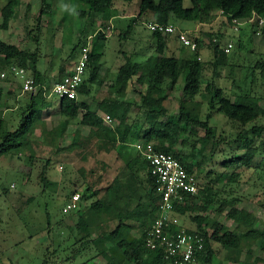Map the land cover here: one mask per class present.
Returning <instances> with one entry per match:
<instances>
[{"label": "rangeland", "instance_id": "obj_1", "mask_svg": "<svg viewBox=\"0 0 264 264\" xmlns=\"http://www.w3.org/2000/svg\"><path fill=\"white\" fill-rule=\"evenodd\" d=\"M48 1L53 14L39 18L42 0H21L16 7L15 17L5 28L2 25L1 12L6 0H0V41L36 54L39 58L38 68H44L45 72H48L46 83L52 86L63 78L69 66L76 65L83 48L90 49L93 38L99 32L105 31L108 35L107 40L99 48V52L104 53L101 60L103 71L93 84L89 99L87 96H81L80 99L90 100L93 109L99 108V102L97 104L92 101L94 98L101 101L100 99L111 94L113 97L123 95L128 99V109L131 112L128 123L132 124V128L131 130L127 128L122 135L119 134L120 143L125 140L128 131L129 138L125 140L126 142L130 144L145 142V134L154 123L169 122L168 128L174 139L171 152L185 156L192 162L200 185L206 190L205 199L199 200V205L203 206L205 203L204 206H207L206 211L189 210L184 216H175L183 227L196 229L197 222L193 218L197 213H203L209 216L206 220L209 232H213L214 229L211 227L212 220H217L229 229H235L238 217L246 219L254 217L255 229L263 232L264 136L254 138L252 148H256L258 154L249 166L229 161L242 151V148L237 149L238 143H235L240 133L249 130L254 124L264 125V115L243 126L228 119L223 113L214 111L210 124L216 128L218 141L206 139V132L198 125L197 120L186 122L181 119L180 110L185 98L183 74L175 87L167 90V97L162 103L165 108L164 115L159 114L160 108L155 106L162 96L161 90L148 92L145 104L142 99L144 88L141 84H128L127 90L118 92L121 84L116 80L117 74L127 62V58L131 57L133 62H143V54L150 52V42H154L156 51L157 40L150 36V31L144 24L139 22L129 31L132 18L139 14V0L132 2L118 0L115 5L117 16L110 20L105 19L100 13L90 14L86 5L80 1ZM184 5L187 8L191 7V0H185ZM141 18L154 21L149 12ZM225 20L220 12L204 23L196 17L194 23L196 21L201 23H198L197 31H194L196 29L189 31L193 41L196 42V38H200L198 48L204 72L201 91L194 97L186 96L184 106L187 110L197 111L202 120H206L210 112L209 101L212 97L211 90H208L210 82L222 88L225 96L232 100L238 95H250L256 97L257 103L264 107V71L258 68V64L264 61L263 46L258 45L260 43L251 40L248 44L249 39L247 42L242 41L244 46L241 51L234 49L235 52L233 51L229 57H224L219 65H216L211 45L214 43L213 40L224 36L223 40L234 38L237 43L230 26L227 27L231 34L229 39H225V33L221 32L220 29L228 25ZM172 22L182 29H189L194 24L175 19ZM248 29L252 31L249 26ZM140 35H143L144 39L139 38ZM180 45L170 53H181V56L185 54L187 59L193 54L192 51L197 50ZM14 63L16 62L9 63L5 56L0 54V87L4 91V106L1 109L6 112L3 117L5 126L12 131L20 126L25 103L31 96L30 93H22L21 80L14 77L11 71ZM184 64L183 60L178 62L179 71L183 70ZM4 72L8 73L6 78L2 77ZM89 72L88 69L85 79L88 78ZM107 78L114 82L108 83ZM51 97L54 107L58 108L61 97ZM100 105L102 107L100 112L103 113L106 108L101 102ZM47 112L43 113L44 117L40 119L41 122H37L34 133L21 147L19 153L0 157V264H83L100 255V247L93 239L113 230L118 217L126 214L131 218L128 222L132 227L130 230L124 229L122 239L118 238L119 243L127 246L128 234H140L139 221L144 219L143 215L133 212L129 214L125 208L111 209L104 204L101 211L100 209L98 211L94 204L99 200L108 202V198L112 203L108 191L111 185L115 187L118 185L122 190L130 188L132 198L136 202L139 198L148 200L150 189L147 187V175L132 174L131 166L126 163L128 152L120 153L118 145L116 150L106 157L97 153L91 154L92 150L98 151L99 147L93 141L73 148L62 147L54 153L57 146L51 143L50 136H45L43 131L46 127L55 131L63 121L57 119L56 114H52L47 123L44 119L49 116ZM115 125L114 119L111 125L108 124L112 131ZM88 129L90 128L79 126L76 135L85 139L89 133ZM2 138L3 134L0 132V141ZM56 141L58 140L55 139ZM64 144L68 143L65 141ZM167 145L169 141L166 142ZM129 148L125 150L128 151ZM48 156L53 161L48 171L49 183L45 187L38 176ZM30 157L35 158V161L32 162ZM88 187H91L90 195L83 199L82 196ZM74 194L80 195V208L64 212L67 202ZM232 209L235 211L230 215ZM213 246L215 255L210 264H238L234 261L235 253L232 250L218 242H214ZM239 249L243 252L240 260L251 264L254 258H259L262 261L259 264H264L261 238H254V235L246 236L242 238ZM102 257H99L102 264L105 262L115 264L110 257L106 259Z\"/></svg>", "mask_w": 264, "mask_h": 264}, {"label": "trees", "instance_id": "obj_2", "mask_svg": "<svg viewBox=\"0 0 264 264\" xmlns=\"http://www.w3.org/2000/svg\"><path fill=\"white\" fill-rule=\"evenodd\" d=\"M80 1L84 3L87 7L89 13H100L105 19H112L117 16L115 5L118 0H71ZM126 2H132L133 0H124ZM139 14L132 18L130 24V30L135 26L134 22H145L143 17L145 13L149 12L152 14L153 20L162 23H174L175 20L193 21L197 17L202 23L210 20L214 14L222 11L225 17L226 23L230 24L233 19H249L255 15V20L251 24L252 30L256 31L259 18L264 16V0H191L192 6L187 8L184 5L185 0H139ZM21 3V0H6L1 12L3 18L2 25L6 28L8 22L15 17L16 7ZM83 13V11H82ZM53 10H51V4L48 0H42V7L40 9L39 18L42 16H51ZM136 24V25H137ZM224 33V32H222ZM153 38L157 40L156 43V53L158 56L154 58V62L149 66V60L147 62H133L132 58H127V62L122 66L123 75L118 77V81L121 87L118 92H123L127 90L128 84H147L146 90L142 93L143 101L147 98L148 92L150 90H161L162 96L157 100L156 107L160 108L158 112L164 115L165 108L162 103L167 97V90H172L181 74L185 77V84L183 86V92L185 98L182 102V107L180 110L181 119L186 122H191L197 120L198 125L203 128L206 132V139L211 141H218L217 131L214 126L210 124V119L213 116L214 111L223 113L228 119L232 121L239 122L243 126H247L252 122L259 119L264 115V107L257 103L256 97L250 95H238L234 100L225 96L224 90L217 87L213 82L208 84V90H211L212 97L209 101L210 112L207 114L206 120H202L195 110H187L184 106V101H186V96L194 97L202 89L203 82V64L199 60V48L196 51H192L193 54L185 60L184 68L182 71L178 69V60L175 56L167 55V38L171 35H163L162 33L152 32ZM175 36V35H174ZM224 37V36H223ZM223 37H217L218 41L211 43L214 50V57L216 65L223 60L224 57H229L224 53L223 50ZM177 38V36H176ZM92 41L91 47L89 49V60L87 65L90 70L88 78L84 80V83L79 88L78 93H89V84L95 83L100 74L101 70V60L102 53L99 52V48L104 45L107 40L106 34L102 31L99 32ZM178 40V38H177ZM242 39H237L235 49L241 51L243 49L244 43ZM179 42V41H178ZM198 47H200V38H196ZM181 44V43H180ZM183 46V45H182ZM185 47V46H183ZM234 52L236 50H233ZM237 51V52H238ZM0 54L5 56V59L11 63L16 62L12 66H18L26 69L29 75H32L37 83L45 85V77L43 73L39 70V58L36 54L25 52L14 44H9L4 41H0ZM236 54V53H235ZM226 55V56H225ZM231 55V54H230ZM258 68L264 71V61L258 64ZM65 76H63L64 78ZM62 78V79H63ZM4 91L0 88V132L3 134V138L0 141V157L5 154H17L19 153L21 147L29 141V137L34 133L37 122H41L40 115L38 113V108L41 103L45 100L43 88H39V91L31 94L30 98L25 103V109L22 112L21 123L18 128L14 131L8 130L5 126V122L2 114ZM117 98V97H115ZM114 98L111 107L108 112L109 115L116 121L114 131L110 129L111 135L105 133L104 121L95 112L90 109H86L85 103L78 101L77 99L61 98V114L66 119L61 124L57 130H52L46 127L43 131L45 136H50L51 143L57 146L56 151L63 148H73L75 146L86 145L88 141H93L97 138L101 144L111 147H116L118 143V135L126 132L125 130L129 128L131 130L132 124L129 121V112L121 110L120 103ZM144 104L146 103L143 102ZM155 111V109H154ZM82 118L80 125L84 127H89L91 131L85 137L81 139L80 136L67 135V126L69 121L78 118L82 113ZM44 123V122H42ZM169 122L157 121L145 134L144 139L146 143H151L157 151L172 153V146L174 143L173 135L171 130L168 128ZM129 132V131H128ZM125 135V140L129 138V134ZM250 135V136H249ZM264 136V125L254 124L249 130H245L240 133L239 137L236 139L235 143H238L239 148H242L241 153L236 155L229 163H239L241 165H248L258 154V150L252 148L254 143V138H262ZM222 138V136H219ZM55 139L58 141L55 142ZM70 140V141H69ZM123 141L125 143L126 141ZM156 140L155 142H153ZM65 141L68 144H64ZM169 141V145L166 146V142ZM153 142V143H152ZM136 143V142H135ZM134 143V144H135ZM139 152V151H138ZM174 154V153H173ZM183 164L186 166L187 170L195 173L192 166V162H189L185 156L175 154ZM35 158L30 157V160L34 162ZM53 159L49 156L47 157L44 164H42V169L38 177H40L42 184L47 186L48 171ZM143 162L147 168V187L150 189V194L148 200L138 199L136 202L132 198V190L127 188L122 190L118 185L115 187L111 185L108 188L109 194L108 202L104 200L103 202L99 200L94 207L101 211L102 206H109L111 209H126L130 214H140L144 216L141 224L140 234H128L126 236L127 246L119 243L118 238L122 239V232L124 229L130 230L132 227L128 222L130 216L128 214L118 217L116 227L108 233L102 234V236H97L93 239V242L100 247V255L102 258H111L115 264H174L165 258L163 250L156 249L151 250L147 247L146 241L149 237L150 230L152 228L153 220L157 217V202L159 197L156 194L155 181L150 174V168L148 162L143 159ZM131 166V163H127ZM131 172L135 176L136 173L132 169ZM196 174V173H195ZM199 179L198 175L196 174ZM199 193L191 197L189 203L184 207H178L176 209V214L179 216H184L189 210H207L205 203L199 205V200L205 199L204 193L205 188L201 185L199 186ZM91 187H88L83 194V199L90 195ZM125 197V198H124ZM113 199V200H112ZM134 200V201H133ZM136 202V203H135ZM101 205V206H100ZM222 209L220 208V211ZM234 209L230 211V215L234 213ZM208 215L197 213L193 220L197 222L196 229L194 230L197 234H200L204 238V248L195 254L193 264H210L215 255V249L213 246L214 242H218L224 245L227 249L232 250L235 253L234 261L238 264H249L247 261L240 260L243 252L239 249L241 246L242 238L254 235V238L258 237L263 240L264 249V231L258 232L255 229L256 219L253 217L251 219L238 217V225L235 229H229L225 225L221 224L217 220H212L213 232H209V226L206 224ZM99 257L94 256L90 260L84 262L83 264H102ZM262 262L259 258H254V262L251 264H259ZM106 264V262H105Z\"/></svg>", "mask_w": 264, "mask_h": 264}, {"label": "built area", "instance_id": "obj_3", "mask_svg": "<svg viewBox=\"0 0 264 264\" xmlns=\"http://www.w3.org/2000/svg\"><path fill=\"white\" fill-rule=\"evenodd\" d=\"M223 15V12L220 11ZM255 15L249 19H233L229 26L234 37L241 32L242 27L254 22ZM137 22H134L136 25ZM143 24L150 32H158L163 35H175L178 41L185 47L193 50L198 49L197 42L190 37L189 30L182 29L175 23H162L158 21H145ZM111 29V28H110ZM264 30V16L259 18L257 34ZM217 42L218 39L213 40ZM226 55L232 54L236 42L234 38L222 44ZM89 60V49L84 47L81 58L74 69L62 80L53 86H45L36 82L26 69L11 66L14 77L21 80L22 93L34 94L43 88L44 95L59 96L61 98L77 99L79 88L85 80ZM199 60L201 58L199 57ZM7 72L2 73L6 78ZM109 123H113L110 115L105 117ZM134 147L139 151L142 158L148 162L150 174L154 178L157 202V217L153 220L152 228L147 238L146 245L151 250L161 249L165 258L174 264H193L195 254L204 248V238L194 230L185 228L179 223L175 216L178 207H184L189 203L191 197L199 193L200 181L195 173L187 170L183 162L173 153L157 151L151 143L137 142ZM80 208V195L74 194L67 202L64 212L76 211Z\"/></svg>", "mask_w": 264, "mask_h": 264}, {"label": "crops", "instance_id": "obj_4", "mask_svg": "<svg viewBox=\"0 0 264 264\" xmlns=\"http://www.w3.org/2000/svg\"><path fill=\"white\" fill-rule=\"evenodd\" d=\"M110 22H112V21H110ZM192 22L194 23V21H190V23H192ZM198 23L200 24L201 22L196 21V23H194L191 28L186 29V30L193 31L194 29H196L198 27ZM112 24H113V22H112ZM248 26L251 27L250 25L244 26L243 28H245V29L242 28L241 29V32L239 34L235 35V38L242 39L243 41H246V42L249 39L248 44L251 43V40H255L256 43L257 42L260 43L258 45L263 46V49L262 50L264 51V33H262L263 35L262 34H257V31H254V30L251 31L250 29H248ZM227 27H229V26L227 25L226 27H224V28L222 27V29H220V30H222L221 32H224L225 33V36H226L225 39H229L230 38V35H231L228 32ZM194 31H197V29L194 30ZM103 32L106 34L105 31H103ZM106 36L108 37L107 34H106ZM150 36L153 37L152 32H150ZM139 38L144 39L143 35H140ZM149 42H150V39H149ZM179 45H180V43H178V40H177L176 36H174V35L169 36L167 38V54L168 55L170 54L171 56H175L177 58L178 62H180L182 60L185 62V60H186V55L185 54L184 55L182 54L183 56H181L180 55L181 53H179V54L170 53L171 51L174 52V50L177 49L179 47ZM154 46H155L154 45V42L153 43L150 42V49H149L150 52L143 54V62H147L149 60V66L153 64L154 58H156L158 56V54L154 50ZM180 47H182V45H180ZM188 53H190V50H189ZM200 54H201V52H200ZM102 55H103L102 56V58H103L104 57V53H102ZM80 58H79V60H80ZM74 67H75V65H73V64L71 66H69L67 68V71H66V73H65L64 76H66L67 74H69L74 69ZM39 70L43 73V75L45 77V86H48V84L46 83V81H47L46 78H47L48 72L47 71L45 72L44 68H42V69L39 68ZM102 71L103 70H102V66H101L100 74H101ZM100 74H99V76H100ZM123 74H124L123 73V70H121V71L119 70V72L117 74L116 80L118 81V77L121 76V75H123ZM60 80H62V79H60ZM60 80H58L57 82H59ZM102 81L105 82V80H102ZM106 81L108 83H110V81H112V83L114 82L111 78L110 79L107 78ZM104 82H103V84H104ZM55 83H53V85ZM93 84H89L90 92L89 93H79V97H78L77 100L78 101H81V102H84L86 109H90L92 112H95L97 115H99L103 119L105 133H108V134L111 135V132H110V129L111 128L108 126L109 123L105 120V117L107 115H109L108 110L111 107L112 101H114V98L115 97H113V95H111V94H108V96H106L105 98L100 99L101 101H98L99 99H95V98L92 99V101L97 102V104L99 102V108L98 109H93V105H92L91 101L88 100L89 99V95L92 93V86H93ZM49 87H51V86H49ZM0 88H2V87H0ZM143 88H144V90H147L148 87H147V84L146 83L143 84ZM150 91H151V93L155 92V90L154 91L153 90H150ZM123 94H126V93H123ZM81 96H87L88 99L81 100L80 99ZM52 98L53 97L46 96L45 100L43 101V103H41L40 107L38 108V113L40 115V119H42L44 117L43 116V113L45 111H48L47 113H48L49 116L47 117V119L44 118L45 121H47V123H48L49 118L52 117L51 116L52 114H56V117H58L57 119H62V121L66 120L62 116V114H61V110H60L61 109V106H60V104H59V107L58 108H55L54 105H53V103L51 102V99ZM115 99L120 103V106H121L120 109L121 110L128 111L129 114L131 113L130 110L128 109L129 102H127L128 99L126 97H124L123 95H121L120 97H117ZM100 102H101L102 106L106 108L103 113L100 112L101 111L100 109H102V107L100 105ZM44 108H46V109L44 110ZM83 113L84 112H82L79 115L78 118H75L74 120L69 121V124L67 126V135L74 136V135L78 134L77 131H78L79 126H82V125H78V124L81 122L80 119L82 118ZM2 114H3V117H4V115L6 114V112L5 111H2ZM44 119H43V121H44ZM88 131L90 132L91 129H88ZM120 135H122V134H120ZM120 135H118V138L120 137ZM93 142L95 144H97L96 146H99L98 143L100 141L97 138H95L93 140ZM120 142H121V140H118V143H117L118 146L116 145L117 146V149L120 151V153H125L126 154L128 152L127 157H126V163H129V162L131 163L132 169L135 171L136 176H138L139 174H141V175L146 174L147 175V168H146V166H145V164L143 162V158H142L141 154L138 152V150L134 147V144L133 143L130 144L128 142L123 143V141H122V143H120ZM127 147H130L128 149V151L125 150ZM115 150H116V147H114V148H112L111 146H107L106 147L105 145L101 144L98 147V151H96L94 149V150L91 151V154L97 153L98 155H102V156L106 157L107 154L111 155V153H113V151H115ZM59 168H61L60 165H59Z\"/></svg>", "mask_w": 264, "mask_h": 264}]
</instances>
